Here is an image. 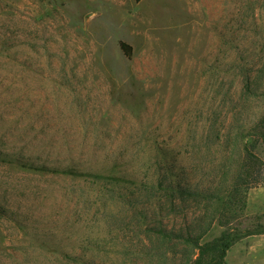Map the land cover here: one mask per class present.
Returning <instances> with one entry per match:
<instances>
[{
    "label": "rangeland",
    "instance_id": "rangeland-1",
    "mask_svg": "<svg viewBox=\"0 0 264 264\" xmlns=\"http://www.w3.org/2000/svg\"><path fill=\"white\" fill-rule=\"evenodd\" d=\"M261 132L264 0H0V264H264Z\"/></svg>",
    "mask_w": 264,
    "mask_h": 264
},
{
    "label": "trees",
    "instance_id": "trees-1",
    "mask_svg": "<svg viewBox=\"0 0 264 264\" xmlns=\"http://www.w3.org/2000/svg\"><path fill=\"white\" fill-rule=\"evenodd\" d=\"M138 1H141V0H138ZM121 47L128 56H132L133 49L130 45L126 43H121ZM260 135L264 137V132H261ZM56 171H59L61 173H71V174L73 172V170L69 168H56ZM159 233L164 238H179V239L186 241L187 243L191 244L195 249L199 250L201 256H205L207 254L212 253L215 256L222 258L226 255L227 251L236 241H238L239 239L245 236L252 235L253 231L247 230L246 232H244V234H239V233L233 234L231 232L230 233L225 232L220 238L215 239L213 242L207 243L204 245L200 244L199 237L193 238V237L177 236L175 234H170L164 230H159ZM261 233H264V229L262 230Z\"/></svg>",
    "mask_w": 264,
    "mask_h": 264
}]
</instances>
